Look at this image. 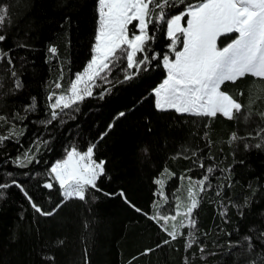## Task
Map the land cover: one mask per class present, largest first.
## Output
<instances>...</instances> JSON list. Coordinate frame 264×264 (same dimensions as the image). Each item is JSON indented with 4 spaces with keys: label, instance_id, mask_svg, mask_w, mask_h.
<instances>
[{
    "label": "trees",
    "instance_id": "1",
    "mask_svg": "<svg viewBox=\"0 0 264 264\" xmlns=\"http://www.w3.org/2000/svg\"><path fill=\"white\" fill-rule=\"evenodd\" d=\"M2 2L11 7V24L5 26L8 40L0 44V48L7 50L21 43L30 47L15 48L12 52L24 87L15 96L3 95L11 87L6 77L5 87L0 89V112L21 110L33 96L39 104L37 113L25 122L28 130L21 141L23 148L11 142L0 148V169L11 170L45 210L59 202V189L48 192L38 187L46 177L36 174L43 173L56 159L62 158L65 146L75 142L83 148L95 141L119 111H126L127 115L115 122L113 130L99 142L96 150V157L108 162L110 179L99 182L105 192H118L123 188L137 207L154 213L151 206L158 196L154 198L153 195L157 187L153 178L164 167L177 174L165 187V194L172 198V193L182 188L178 179L180 174L193 167L191 159L172 157L183 148L189 152L200 148L204 150L206 166L212 163L222 169L232 166L230 178L233 183L225 195L237 204H242L245 197L254 202L245 209L243 218L236 207H229L227 219L230 222L224 223L219 214V198L215 196V189L210 190L196 212L205 253L201 254L197 246L185 252V240L179 238L143 256L139 254L146 248H155L168 237L156 223L134 212L118 195L109 198L94 193L98 197L95 203L72 199L53 217H43L33 211L18 188L11 187L6 190L5 198L0 199V264H43L41 257L46 256H54V264H83L85 248L90 264H129V261L132 264H184L186 256L189 264H246L245 257L236 255L240 248L232 249L229 255V240L235 242L250 234V230L255 235L264 228V148L245 151L243 142L230 145L228 140L233 132L243 136L252 132L257 124L264 126V121L259 119V114L264 112V81L247 76L235 84L229 82L222 86V90L233 95L244 93L240 102L246 106V112L253 113L252 119L245 122L244 113H241L238 119L218 116L209 121L154 108L151 90L166 75L165 69L154 63L149 71L136 79L117 85L103 100L86 99L75 120H68L63 126L54 123L45 129L30 121L45 118L46 97L59 76V64L65 68V79L61 83L66 86V81L76 71H82L90 59L96 30V0ZM65 16L69 19L65 20ZM227 42L225 39L224 43ZM167 43L161 33L153 47L157 52H164ZM50 44L58 47V58L46 63ZM5 67L6 64L0 67V74ZM115 75L122 79L119 72ZM204 124H208L210 149L199 139L205 131ZM6 127L0 128V133ZM40 132L52 142L51 151L39 156V164L20 169L3 163L5 154L15 157L17 151L28 148L34 135ZM249 142L256 143L255 140ZM145 148L148 149L147 156L143 153ZM209 156H214L215 160L207 159ZM202 173V169L196 168L190 175L195 178ZM215 177L224 180L219 172ZM6 179V176H0V182ZM212 182L215 185L217 179ZM227 233H232L231 237ZM59 239L64 240V244L55 246ZM260 247L257 245V249Z\"/></svg>",
    "mask_w": 264,
    "mask_h": 264
},
{
    "label": "snow or ice",
    "instance_id": "2",
    "mask_svg": "<svg viewBox=\"0 0 264 264\" xmlns=\"http://www.w3.org/2000/svg\"><path fill=\"white\" fill-rule=\"evenodd\" d=\"M10 16V5L0 0V32L4 33L0 34V44L8 40L5 26L11 24ZM68 19L65 16V20ZM161 33L168 40L165 46L167 51L157 52L153 45ZM225 39L227 43H224ZM28 47L21 43L7 50L0 48V67L7 65L3 68V74H0V89L5 87L6 77L11 83L3 95L15 96L23 90L24 84L16 70V58L12 52L15 48ZM47 52L46 63L58 58L55 44H50ZM154 63L162 66L166 72L163 81L151 90L153 106L157 111L173 110L180 115L209 121L218 116L229 120L238 119L244 113L243 119L247 122L252 119L253 113L246 112V106L240 102L244 93L233 95L222 90V86L229 82L235 84L247 76L264 81V0H96V30L90 59L82 71H76L66 81V86L61 83L65 79V68L62 63L59 64V76L46 97L45 118L30 122L45 129L54 123L63 126L68 120L76 119L86 99L103 100L117 85L136 79L149 71ZM117 72L122 74V79L115 75ZM38 104L37 97L33 96L21 106V110L0 112V128L7 126L0 133V148L7 142L23 148L21 141L28 130V123L25 122L37 113ZM126 115V111H119L105 131L83 148L75 142L65 146L62 158L56 159L43 173L36 174L46 177L38 187L48 192L59 189L60 200L50 210H45L15 178L14 173L6 168L0 169V176L7 177L4 182H0V199L5 198L7 189L16 187L36 214L53 217L72 199L95 203L98 197L94 193L109 198L118 195L134 212L156 223L168 237L155 248H146L139 255H149L179 238L185 240V252L197 246L201 254L205 253L206 246L200 239L202 234L199 232L196 212L207 193L215 189L221 209L219 214L224 223L230 222L227 219L229 207H236L243 218L245 209L254 201L245 197L242 204H237L227 197L226 190H230L233 183L230 178L232 166L229 165L227 169L219 168L215 163L206 166L204 150L200 148L190 152L183 148L172 157L192 160L193 167L178 177L182 183L187 181L186 203L175 192L172 193L174 199H169L165 194L168 182L177 177L167 167L158 172L152 181L157 186L154 198L160 196L164 200L161 204L154 199L151 206L154 213L137 207L128 199L123 188L118 192H105L99 182L110 179L106 167L108 162L97 158L96 150L99 142L113 130L115 122ZM259 119L264 121V112L259 114ZM203 127L205 131L199 139L210 149L212 141L207 131L208 124ZM252 140L256 143L249 142ZM51 142V139L44 138L43 132L37 133L29 142V147L18 150L15 157L5 154L3 163L20 169L39 164V156L51 151ZM236 142H243L245 151L264 148V126L257 124L252 132L243 136L233 132L228 143L231 145ZM143 153L147 156L148 149H143ZM207 159L214 161L215 157L209 156ZM196 168L202 169L203 173L194 178L190 173ZM217 172L224 180L215 177ZM214 178L217 179L215 185L212 182ZM48 200H51V196ZM227 235L231 237L232 233ZM63 244L62 239L55 242V246ZM257 245L261 247L257 249ZM234 248L241 249L236 255L245 257L246 264H264V228L255 235L250 230V234L235 242L229 240V255ZM84 256L83 264H90L87 248ZM41 260L43 264H49L50 261L54 264L55 257H41ZM129 264L132 262L129 261ZM184 264H189L187 256Z\"/></svg>",
    "mask_w": 264,
    "mask_h": 264
},
{
    "label": "rangeland",
    "instance_id": "3",
    "mask_svg": "<svg viewBox=\"0 0 264 264\" xmlns=\"http://www.w3.org/2000/svg\"><path fill=\"white\" fill-rule=\"evenodd\" d=\"M182 188L180 187V188H178V191H176V196H178L179 198H180V200L182 201V202H187V200H186V197H187V191H186V189H187V181L185 180L183 183H182ZM169 199H174V197H172V198H169ZM157 201L159 202V203H161V204H163V202H164V200H163V197H160V196H158V199H157ZM174 206V205H173ZM181 210H183V209H181ZM171 223V222H170Z\"/></svg>",
    "mask_w": 264,
    "mask_h": 264
}]
</instances>
